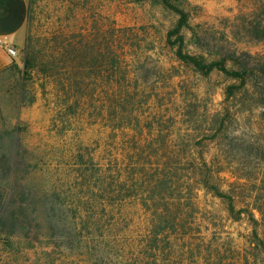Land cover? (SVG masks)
Masks as SVG:
<instances>
[{"label": "rangeland", "instance_id": "1", "mask_svg": "<svg viewBox=\"0 0 264 264\" xmlns=\"http://www.w3.org/2000/svg\"><path fill=\"white\" fill-rule=\"evenodd\" d=\"M173 2L183 51L245 84L179 61L161 0H28L0 71V169L36 220L0 233V264H264V0Z\"/></svg>", "mask_w": 264, "mask_h": 264}, {"label": "trees", "instance_id": "2", "mask_svg": "<svg viewBox=\"0 0 264 264\" xmlns=\"http://www.w3.org/2000/svg\"><path fill=\"white\" fill-rule=\"evenodd\" d=\"M161 3L164 7L178 16L176 26L168 32L167 43L168 45L175 47V56L179 61L191 65L196 71L204 76L209 75L212 71H218L230 78L239 80L241 85L245 84L246 80L251 77L249 70H228L222 61H215L206 64L201 58L185 53L183 51V37L181 36L180 31L187 27L188 15L184 10L180 9L173 0H161ZM32 59L31 52L26 49L23 60V81L27 79L30 70L34 67ZM16 171L20 172L21 169L17 168ZM9 172L10 166L2 165V168L0 169V233L5 234L8 238L10 237V234L15 233L17 230L24 234L33 226V223L36 220V218L32 217V212L29 211V204L31 202H28L30 197L25 191V188L20 186H17V189L11 188L10 184L5 183V181L3 182V179ZM203 183L204 186L213 192L215 196L227 202L230 213L234 212L232 199L229 196L220 192L215 186L209 184L207 180ZM45 212L44 227L47 229L48 233L56 234L57 232L64 230V225H61L59 221L57 210L47 206ZM242 212L243 210H239L237 213L240 214Z\"/></svg>", "mask_w": 264, "mask_h": 264}, {"label": "crops", "instance_id": "3", "mask_svg": "<svg viewBox=\"0 0 264 264\" xmlns=\"http://www.w3.org/2000/svg\"><path fill=\"white\" fill-rule=\"evenodd\" d=\"M27 16L28 0H0V71L15 59L7 48L19 52L24 45Z\"/></svg>", "mask_w": 264, "mask_h": 264}, {"label": "built area", "instance_id": "4", "mask_svg": "<svg viewBox=\"0 0 264 264\" xmlns=\"http://www.w3.org/2000/svg\"><path fill=\"white\" fill-rule=\"evenodd\" d=\"M7 54L12 57V58H15L17 56V52L14 48H7Z\"/></svg>", "mask_w": 264, "mask_h": 264}, {"label": "water", "instance_id": "5", "mask_svg": "<svg viewBox=\"0 0 264 264\" xmlns=\"http://www.w3.org/2000/svg\"><path fill=\"white\" fill-rule=\"evenodd\" d=\"M60 218H61V216L59 215V221H61Z\"/></svg>", "mask_w": 264, "mask_h": 264}]
</instances>
